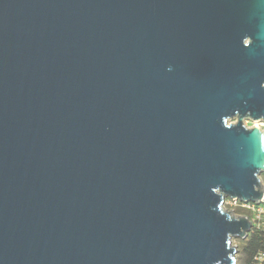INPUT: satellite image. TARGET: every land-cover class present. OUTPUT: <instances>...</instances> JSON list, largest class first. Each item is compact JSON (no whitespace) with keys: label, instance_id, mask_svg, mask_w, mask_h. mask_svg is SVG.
<instances>
[{"label":"water","instance_id":"water-1","mask_svg":"<svg viewBox=\"0 0 264 264\" xmlns=\"http://www.w3.org/2000/svg\"><path fill=\"white\" fill-rule=\"evenodd\" d=\"M249 120L264 0H0V264H236Z\"/></svg>","mask_w":264,"mask_h":264},{"label":"built area","instance_id":"built-area-1","mask_svg":"<svg viewBox=\"0 0 264 264\" xmlns=\"http://www.w3.org/2000/svg\"><path fill=\"white\" fill-rule=\"evenodd\" d=\"M261 178L263 194H264V177ZM224 207L227 210L233 211L236 215H245L251 221L252 226L256 229L264 231V195L259 202H246L240 200H233L230 198L225 199ZM264 253V252H261ZM258 253L255 256V264H264V262L257 259Z\"/></svg>","mask_w":264,"mask_h":264},{"label":"trees","instance_id":"trees-1","mask_svg":"<svg viewBox=\"0 0 264 264\" xmlns=\"http://www.w3.org/2000/svg\"><path fill=\"white\" fill-rule=\"evenodd\" d=\"M239 241L241 244L238 246L237 264H255V256L264 252V231L252 226L246 236Z\"/></svg>","mask_w":264,"mask_h":264},{"label":"clouds","instance_id":"clouds-1","mask_svg":"<svg viewBox=\"0 0 264 264\" xmlns=\"http://www.w3.org/2000/svg\"><path fill=\"white\" fill-rule=\"evenodd\" d=\"M233 123H235V121H233ZM245 126L249 129L252 127H258V128H260V130L262 132H264V122H253V121L249 120V121H245ZM232 244L239 246L241 244V242L239 240H233ZM257 259L259 261L264 262V253L259 254Z\"/></svg>","mask_w":264,"mask_h":264},{"label":"rangeland","instance_id":"rangeland-1","mask_svg":"<svg viewBox=\"0 0 264 264\" xmlns=\"http://www.w3.org/2000/svg\"><path fill=\"white\" fill-rule=\"evenodd\" d=\"M233 121H235V119H233ZM244 123H245V121H244ZM261 177L263 178V177H264V174H262ZM233 240H240V239H239V238H233L232 241H233ZM236 247H237V249H238V246H237V245H236ZM237 263H238V251H237V262H236V264H237Z\"/></svg>","mask_w":264,"mask_h":264},{"label":"snow or ice","instance_id":"snow-or-ice-1","mask_svg":"<svg viewBox=\"0 0 264 264\" xmlns=\"http://www.w3.org/2000/svg\"><path fill=\"white\" fill-rule=\"evenodd\" d=\"M247 43V42H246Z\"/></svg>","mask_w":264,"mask_h":264}]
</instances>
